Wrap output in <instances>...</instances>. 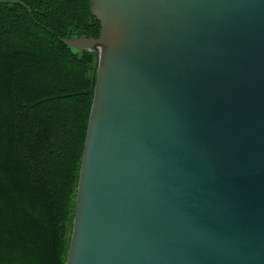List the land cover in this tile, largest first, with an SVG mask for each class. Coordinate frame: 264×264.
I'll use <instances>...</instances> for the list:
<instances>
[{"label": "water", "instance_id": "water-1", "mask_svg": "<svg viewBox=\"0 0 264 264\" xmlns=\"http://www.w3.org/2000/svg\"><path fill=\"white\" fill-rule=\"evenodd\" d=\"M97 38L65 264H264V0H90Z\"/></svg>", "mask_w": 264, "mask_h": 264}, {"label": "trees", "instance_id": "trees-1", "mask_svg": "<svg viewBox=\"0 0 264 264\" xmlns=\"http://www.w3.org/2000/svg\"><path fill=\"white\" fill-rule=\"evenodd\" d=\"M90 0H0V264H65L96 56Z\"/></svg>", "mask_w": 264, "mask_h": 264}]
</instances>
